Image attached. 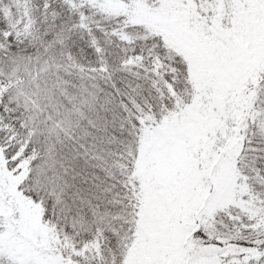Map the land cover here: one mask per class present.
I'll use <instances>...</instances> for the list:
<instances>
[{
    "label": "snow or ice",
    "instance_id": "obj_1",
    "mask_svg": "<svg viewBox=\"0 0 264 264\" xmlns=\"http://www.w3.org/2000/svg\"><path fill=\"white\" fill-rule=\"evenodd\" d=\"M0 264H264V0H0Z\"/></svg>",
    "mask_w": 264,
    "mask_h": 264
}]
</instances>
